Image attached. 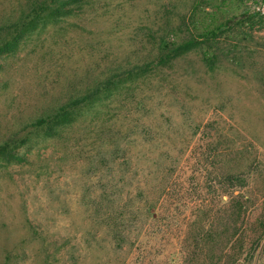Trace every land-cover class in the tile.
<instances>
[{
	"label": "rangeland",
	"instance_id": "1",
	"mask_svg": "<svg viewBox=\"0 0 264 264\" xmlns=\"http://www.w3.org/2000/svg\"><path fill=\"white\" fill-rule=\"evenodd\" d=\"M22 6L0 0V25ZM28 26L0 34V264H264V0H93ZM190 36L132 89L34 125ZM229 200L246 206L221 252Z\"/></svg>",
	"mask_w": 264,
	"mask_h": 264
},
{
	"label": "trees",
	"instance_id": "2",
	"mask_svg": "<svg viewBox=\"0 0 264 264\" xmlns=\"http://www.w3.org/2000/svg\"><path fill=\"white\" fill-rule=\"evenodd\" d=\"M24 7H28V13H25V9L22 6V10L20 11L19 15L15 18L13 23L8 25H0V34L1 31H10L19 33L24 32L26 28H29V24L31 25L33 22L40 21V20H52L62 18V16L75 14L78 15L79 13L83 12V8L85 5L90 4L93 0H23ZM24 8V9H23ZM11 16L4 17V22H11ZM3 23V22H2ZM4 33V32H3ZM9 33V32H8ZM19 36V35H18ZM11 40H6L4 43L0 40V56L6 52L7 50L11 49L12 44L15 42V35H13ZM3 43V44H2ZM197 40L195 37H187L180 42L172 43L163 47L160 52L154 57L151 61L145 62L143 64L133 65L129 68L125 69H114V73L108 77L107 80L104 82H97L91 85L90 87H86V89L82 92L79 97H75L74 99H69L67 103L59 106L56 110L50 111L45 114V116L38 118L34 121V125L38 127H45L48 130H54L55 128L59 129L62 126H65L71 117L72 110L81 106H89L93 105L96 101H99L100 98L106 93L111 92L112 90H116L121 83H128V86L132 89L137 85L134 83L133 80L138 78V81L150 78V75L153 71L161 70L163 67H169L174 59L184 55L188 52L192 47L195 46ZM156 61V62H154ZM153 63L155 66H153ZM133 82V83H132ZM229 177V184L228 190H231V193H234L237 188H243L246 185V180L244 177V173H228ZM164 193L161 199L162 200L167 196L168 191L170 190L169 186L163 187ZM160 202V205H161ZM201 202V201H200ZM228 206L233 207L232 216H238L234 219L227 218L223 224V231L226 232L225 241H223V245H220L221 252L225 247L228 246V243L232 242V245L235 241V237L237 235L239 226L241 224L240 214L243 212V208H245V203L240 200H232L228 201ZM198 212L204 213V204L197 205ZM155 205L149 201L147 198V205L146 210L148 212H155ZM231 212L229 213V216ZM195 218V216H194ZM198 218V217H196ZM201 218V217H200ZM209 226L211 229L207 231L204 230V223L205 220L201 221L204 222L202 226L201 223L198 224L199 227H195L196 230H199L197 233L198 240L203 238L204 240L210 239L214 240L215 230L216 228L213 226L211 221L208 219ZM199 222V219H198ZM240 223V224H239ZM239 224V225H238ZM201 230V232H200ZM222 232V231H221ZM233 240V241H232ZM217 243H213L210 245V248H216ZM209 248V245L206 246ZM210 249V250H211ZM208 254V251H206Z\"/></svg>",
	"mask_w": 264,
	"mask_h": 264
}]
</instances>
